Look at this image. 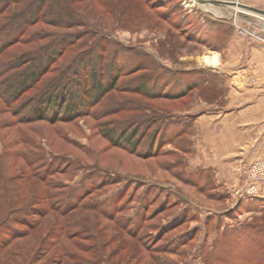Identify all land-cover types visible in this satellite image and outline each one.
<instances>
[{"label": "rangeland", "instance_id": "374dc122", "mask_svg": "<svg viewBox=\"0 0 264 264\" xmlns=\"http://www.w3.org/2000/svg\"><path fill=\"white\" fill-rule=\"evenodd\" d=\"M17 1L0 27L43 2L29 32L42 38L1 56L0 73L12 56L31 51L39 59L61 44L64 53L21 93L10 92L14 72L0 78V264H264V184L248 195L241 175L264 154L213 176L190 163L193 142L201 141L200 114L227 96L229 77L204 61L225 46L218 33L223 40L230 28L236 34L232 23L216 27L226 21L221 8L194 0ZM116 70V89L88 104L92 75L108 85ZM170 79L179 86L171 95L183 84L197 86L179 99H150L137 89L165 87ZM62 86L74 94V111L84 113L41 120L36 105ZM69 104L60 115L71 116ZM190 118L193 128H183ZM175 122L185 138L157 152L146 144L131 151L106 134L116 139L131 125L150 134ZM231 143V151L248 144ZM255 151H264V141Z\"/></svg>", "mask_w": 264, "mask_h": 264}, {"label": "crops", "instance_id": "0c3cea01", "mask_svg": "<svg viewBox=\"0 0 264 264\" xmlns=\"http://www.w3.org/2000/svg\"><path fill=\"white\" fill-rule=\"evenodd\" d=\"M221 1L242 3L264 11V0ZM220 10L221 19L226 20H221L222 24L216 26L221 30L223 23L231 25V18L235 13L243 20L261 19L264 22L263 17L239 8ZM223 12H227V15L224 16ZM215 23L219 24V20H215ZM229 31L230 36L224 40L222 31L218 33L217 40L225 46L221 51L216 48L214 52L217 56L215 65L221 67L219 74L221 77H229L227 96L224 101L209 105L210 109L200 114L201 123L197 126L196 122L195 129L197 127L196 138L200 134L201 141L198 143L195 138L190 151L195 154L190 159L195 171L207 172L211 176L215 172L222 174L225 167L239 163L241 165L245 160L264 154V151H255L264 141V46L239 37L231 28ZM223 56L229 62H224ZM219 127L221 131L217 132ZM233 139L246 140L248 144L240 147L239 151H231ZM238 184L240 185L239 181L236 185Z\"/></svg>", "mask_w": 264, "mask_h": 264}, {"label": "trees", "instance_id": "16d2710c", "mask_svg": "<svg viewBox=\"0 0 264 264\" xmlns=\"http://www.w3.org/2000/svg\"><path fill=\"white\" fill-rule=\"evenodd\" d=\"M157 1V0H156ZM19 1L17 0H0V16L9 10V8L15 4H17ZM43 2H41L38 6H35L32 10L30 9L28 14H26L24 11L21 12H15L6 17V20L4 21L3 25L0 27V57L4 56L9 53L13 48L18 46L19 44L28 45L32 42H34L37 38H42L41 35L39 37H36L35 33H29L33 27H35L36 24L40 21L39 15L40 11L43 8L42 5ZM153 6H158L157 3H153ZM159 6H162V3H159ZM9 12V11H8ZM50 26H54V23H48ZM64 44H61L60 48L55 52L54 49L50 53V55H46V57H42L39 59H34L35 53L27 52L20 54L18 56H12L10 57L9 62H4V66L6 70H3V72L0 73V78L2 76H6V78H9L10 76L8 73L14 72L12 75V79L14 80L12 83L14 84L13 89H10L11 93H21L20 91H23L25 88L30 89L35 83H38L42 77H44L49 72V65L52 64L57 60V56H60L64 53V50H62V47ZM38 60V61H35ZM92 59H90V62ZM115 63V61H114ZM95 66V65H94ZM4 68V69H5ZM9 68V69H7ZM22 70V71H21ZM21 71L20 74L17 75V73ZM119 71L116 70L115 74H110L112 77L106 85L103 82V79L95 80L97 73H94L92 75V78L94 81L92 82V87L95 88L94 98H90V102L88 104H95L97 102L102 101L107 94H109L112 90L116 89L117 84L119 82ZM69 73V69H64L63 75ZM191 77L190 71L185 74ZM79 82V78H78ZM171 79L166 82L165 87H159L157 84L156 88L150 90L149 87H139L137 88L140 93H143V96L155 99L160 97H166L168 99H179L186 95H188L189 92H191L194 88H196L197 84H183L181 86V89L179 92L176 91L174 95H171V89L175 87H179L175 84H170ZM169 86L170 88L167 89L166 87ZM60 88V87H59ZM61 90L58 91L57 89L53 91L52 93L45 95L42 98V102L39 103V109L42 108L41 115H38L41 120H47L49 122H56L60 120H71L72 116L73 118L77 117L78 115H82L83 111H74L72 99L74 94H69V91L65 87H61ZM18 90V91H17ZM165 90V91H164ZM58 91V92H57ZM93 92V89H92ZM93 93H91L92 95ZM69 102L70 104L67 107L70 110L68 112H71V116H62L60 115L61 109H62V103ZM66 106V104H65ZM57 107H59V110L56 111ZM55 111V116H52L48 118L49 112ZM72 118V119H73ZM59 119V120H56ZM191 123L184 124L183 128L191 127L193 128V118H190ZM158 121L155 116V122ZM166 121L165 123H167ZM163 124V127H156L150 129V134H147L141 130L139 126L131 125L123 131H121L119 134H117L116 139H114L115 134L111 131L107 130V135L109 136L110 140L113 141L117 146H123L131 151H140V149L146 144L148 146L147 151H159L162 149V145L166 144V146H172L176 143H178L179 140H181L185 134L182 133V130H179L178 124L175 122L173 124ZM153 123L151 124V126ZM190 128V129H191ZM129 132V134H127ZM185 133V131H184ZM144 138H147L149 143L147 144V141L143 143ZM149 138V139H148ZM145 145V147H146ZM161 147V148H160ZM175 149V148H174ZM191 151V149H190ZM212 182V181H211ZM134 233V232H133Z\"/></svg>", "mask_w": 264, "mask_h": 264}, {"label": "built area", "instance_id": "2783aa9c", "mask_svg": "<svg viewBox=\"0 0 264 264\" xmlns=\"http://www.w3.org/2000/svg\"><path fill=\"white\" fill-rule=\"evenodd\" d=\"M231 23L240 37L256 41L264 46V22L261 19L243 20L235 13L231 18ZM241 175L246 183V194L257 195L258 186L264 184V161L244 165Z\"/></svg>", "mask_w": 264, "mask_h": 264}, {"label": "water", "instance_id": "95a60500", "mask_svg": "<svg viewBox=\"0 0 264 264\" xmlns=\"http://www.w3.org/2000/svg\"><path fill=\"white\" fill-rule=\"evenodd\" d=\"M196 1L199 5L202 6H215L218 8H239L242 10L249 11L250 13L257 14V15H262L264 16L263 11H259L255 8H251L245 5H242L237 2H232V1H221V0H194Z\"/></svg>", "mask_w": 264, "mask_h": 264}, {"label": "bare ground", "instance_id": "6f19581e", "mask_svg": "<svg viewBox=\"0 0 264 264\" xmlns=\"http://www.w3.org/2000/svg\"><path fill=\"white\" fill-rule=\"evenodd\" d=\"M204 61L208 64L215 65V63L217 61V56H216V54H212L211 56L205 57Z\"/></svg>", "mask_w": 264, "mask_h": 264}]
</instances>
